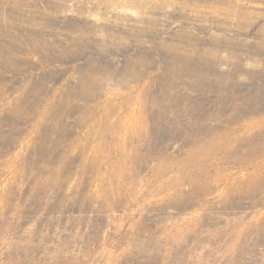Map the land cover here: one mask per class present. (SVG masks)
Wrapping results in <instances>:
<instances>
[{
  "label": "rangeland",
  "instance_id": "374dc122",
  "mask_svg": "<svg viewBox=\"0 0 264 264\" xmlns=\"http://www.w3.org/2000/svg\"><path fill=\"white\" fill-rule=\"evenodd\" d=\"M0 264H264V0H0Z\"/></svg>",
  "mask_w": 264,
  "mask_h": 264
}]
</instances>
